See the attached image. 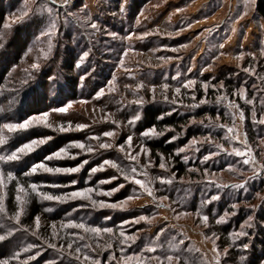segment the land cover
Masks as SVG:
<instances>
[{
	"label": "rangeland",
	"instance_id": "1",
	"mask_svg": "<svg viewBox=\"0 0 264 264\" xmlns=\"http://www.w3.org/2000/svg\"><path fill=\"white\" fill-rule=\"evenodd\" d=\"M256 2L68 0L67 4H62V0H56L53 4L51 0H0V99L3 100L0 117H4L1 135L6 137L5 143L0 145V155L10 154L11 150L33 138L51 137L34 152L23 156L20 162L0 161V170L5 172L4 207L7 190L14 182V179H7V171H24L23 161L39 162L72 141H82L86 146L91 144L95 151L88 153L68 147L67 151L75 156L74 159L68 156L54 158L48 164L50 167H75L88 160L78 173H37L26 176L29 182L41 185L40 191L53 195L93 187L97 192L92 193V199L108 203L124 201L129 195L134 197L127 202L126 208H100L80 207L90 205L88 200L57 202L37 196L49 216H39L37 228L35 221L30 225L22 224V217H29L27 211L33 194L30 190L27 196L21 193L27 203L20 223L13 221L39 242L28 251L22 248L20 258L12 259L7 256L22 243L7 236L6 240L0 241V260H8L9 264H40L41 261L42 264H94V261L98 264H137L138 259H142L143 264H168L166 256L172 255V264H216L215 257L219 254L220 264H225L224 250L227 249L226 264L243 263L245 256L235 257L229 249L247 250L242 247L245 243L251 249L260 226H264V221L257 220V214L264 209V190L258 191L260 184H264V143H261L264 141V124L255 122L252 116L255 111L256 121L264 118V21L255 14ZM48 7L53 8V13L47 12ZM53 15L56 30L49 36L46 33ZM92 24L97 27L93 28ZM143 33L148 35L142 36ZM70 52H74L75 57V69L72 70L67 68ZM85 52L87 56L83 55ZM241 53L243 57L238 59ZM161 56L173 59L161 61ZM15 62L18 63L15 65ZM33 64L38 67H32ZM245 68L250 71L245 72ZM225 78H230L232 84L228 85ZM188 79L195 83L185 88L182 84ZM41 83L42 87H39ZM68 84L74 89L70 90ZM164 84L168 85L167 89L163 88ZM204 84L208 85L206 91ZM153 87L155 92L151 91ZM177 87H180L179 93L175 91ZM240 88L245 90L244 99L237 91ZM100 89L104 90V95L98 96ZM201 92L203 97L199 98ZM218 96L226 99L217 101ZM137 99H142V103H135ZM247 99H253V103L247 104ZM201 100L205 103L201 104ZM153 102L172 109V112L196 114L206 109L219 114L218 120L217 115L211 114L190 120V124L204 130V135L196 137L202 142L181 152L182 157H189L184 161L193 164L188 175L177 177L171 161L165 158L166 168L160 169L150 152L145 156L140 150L142 145L146 147V139L162 137H144L143 131H139L138 122L144 107ZM230 102L238 107L229 108ZM69 103L71 106L66 112L55 110ZM240 110L244 113L242 120ZM44 113L48 114L46 119L51 128L43 124L15 132L3 128L4 123H18ZM134 116L139 119L129 124ZM247 117L257 133L252 142L246 130ZM210 120L213 126L207 127ZM77 124L87 127L76 129ZM221 124L234 126L239 139H226L229 135L226 127L215 126ZM61 126L69 130L61 132L58 130ZM105 131H113L114 136H103ZM128 135L132 136L130 148L125 143ZM181 135L185 137L182 132H176L174 140L178 141ZM93 136L99 139L90 140ZM209 136L211 143L206 139ZM105 142L113 147L100 149L98 145ZM122 143L124 152L118 148ZM216 144H222L227 151H220ZM234 147L245 151L246 155L240 157L231 153ZM129 153H139L137 160L127 159ZM205 156L209 159L204 160ZM105 159L115 160L126 174L135 167L137 179L151 182L152 195L132 181H125L110 165L90 173L92 167L102 164ZM148 159L152 163L145 167ZM244 159L249 163H243ZM161 175L171 177L173 182L161 184L157 178ZM111 176L117 178L110 183H99ZM60 177L66 181L59 182ZM73 179L77 180L75 185L69 183ZM118 184H124V187L111 196L97 194L100 189L108 191ZM213 195H218L219 199L211 201ZM141 215L151 219L132 222ZM202 215L208 216L207 226ZM222 215L224 220L216 223ZM249 216H252L251 221H248ZM69 220L89 227L112 228L113 232L97 235L62 226ZM246 222L252 226L248 227ZM7 226L5 224L1 229L0 235H7V230L14 228ZM227 227L230 247L225 246L221 236V228ZM161 228L165 229L163 233H160ZM121 230L128 236L135 235L136 239L121 243L124 239L120 236ZM241 231L248 235H235ZM69 243L71 249L67 247ZM50 244H55L56 248L49 247ZM109 244L112 246L108 247ZM77 247L81 249L79 253L75 252ZM147 247H154L155 251L148 252ZM36 252L40 254L37 256ZM29 256L35 258L29 260Z\"/></svg>",
	"mask_w": 264,
	"mask_h": 264
},
{
	"label": "snow or ice",
	"instance_id": "2",
	"mask_svg": "<svg viewBox=\"0 0 264 264\" xmlns=\"http://www.w3.org/2000/svg\"><path fill=\"white\" fill-rule=\"evenodd\" d=\"M51 2L53 4H55L56 0H51ZM67 2H68V0H62V4H67ZM37 7L39 8L40 5L38 4ZM120 10H121V12L123 11V3L120 6ZM177 11H180V9H177ZM47 12L48 13H53V8L48 7L47 8ZM49 19H50V23H49L48 31H47L46 34L51 36L52 34H54V32L56 30V19H55L54 15L51 16ZM138 22L139 21H137V23ZM91 26L93 28L97 27L96 24H92ZM188 27H191V25L189 24ZM205 31H207V30H205ZM111 35H115V33H111ZM143 35H148V33H143L142 36ZM169 35H171V34H169ZM220 47L223 48V44H221ZM173 51H176V49H173ZM221 54L223 55V53H221ZM83 55L87 56V52H85ZM253 56H254V54H253ZM242 57H243V54L241 53L240 56H238L237 58L240 59ZM159 59L161 61H165L166 59L167 60H171V59H173V57L165 58V57L161 56V57H159ZM175 59H180V57H175ZM32 67L36 68V67H38V65L37 64H33ZM190 70L191 69H189V71ZM244 71L248 72V71H250V69L249 68H245ZM177 75H179V73H177ZM81 79H83V78L81 77ZM194 83H195L194 80L188 79V80L183 82L182 86L187 88L189 86H192ZM109 87H110V90H112L111 89V85ZM137 87H142V85H137ZM203 87H204V89L206 91L208 85L204 84ZM220 87H224V85L220 84ZM163 88L167 89L168 85L164 84ZM151 91L155 92V87H153L151 89ZM175 91H176V93H179L180 92V87H177L175 89ZM237 91L239 92L241 98L244 99L245 98V90L243 88H240V89H237ZM97 95L98 96L104 95V90L103 89L98 90ZM164 99L167 100L168 99L167 96H165ZM221 99H226V97H220V96L217 97V101H220ZM253 99H247L246 103L247 104H252L253 103ZM135 103H137V104L142 103V99H137L135 101ZM173 103H175V101H173ZM200 103L203 104V103H205V101L201 100ZM262 103H264V101H262ZM70 106L71 105L69 103L67 106H62V107L57 108L55 110L58 111V112H66L67 108L70 107ZM228 107L232 108V107H238V106L234 102H230ZM170 114H171L170 112L166 113V115H170ZM47 115H48L47 113H44L41 116H32V117H29L28 119H25V120H23L21 122H18V123H4L3 124V128L7 129L9 132L27 130L28 128L33 127V126L38 125V124H43L45 127L51 128L52 125L47 123V119H46ZM231 115H232V119L235 120V115L236 114L233 113ZM252 116H253V120L255 122H258L260 124H264V118H262V119H260L258 121L255 120V117H256L255 111H253ZM239 117H240L241 120L244 119L243 110L239 111ZM162 118H163L162 116L158 117V119H162ZM106 119H111V117H106ZM136 119H139V116H134L133 120L129 121L128 123L132 124V123H134V121ZM218 119H219V114L217 115V120ZM113 122L116 123L117 125L119 124L118 121H113ZM201 123H203V122L201 121ZM212 126H213V124H212V122L210 120L209 121V125H207V127H212ZM215 126L226 127V131L229 134V135L226 136V139H228V140H238L239 139V134L235 131V127L234 126L233 127H227L226 125H222V124L221 125H215ZM85 127H87V125H85V124H77L76 125V129H84ZM69 128H71V124L70 123H69ZM69 128H65V127L61 126L58 130L63 132V131L69 130ZM167 130L168 129L165 128V131H167ZM142 135L144 137L160 136V135H163V132H157L155 126H152V127L147 128L146 130H144ZM103 136L113 137L114 136V132L113 131H105V132H103ZM50 139H51V137L33 138V139L29 140L28 142L23 143L20 146L16 147L14 150H11L10 154L6 153L4 155H0V161H3V162H20L22 160L23 156H26L27 154L34 152L38 147H40L41 145L45 144L47 142V140H50ZM89 139L90 140L91 139H97L98 140L99 137L93 136V137H89ZM172 139H176V137L173 136ZM206 139H207V142H209V143L212 142L211 139H210V136H209V138H206ZM5 140H6V137L0 135V145H3L5 143ZM199 142H202V141H197V139L195 137H193L188 142V144L185 145L184 148L177 149V154H179L181 152H184L185 148L194 146V145H196ZM125 143L128 144L129 148L131 147V143H132V136L131 135H128L126 137ZM261 143H264V141H261ZM68 147H76V148H79V149H81V150H83L85 152H88V153H92V152L95 151V149L92 147L91 144H88L86 146L85 143L82 142V141H72V142H70L69 145H67L65 147H61L57 151L51 152L48 155L44 156L39 162L23 161L25 170L22 171L21 174L24 175V176H30V175L37 174V173H49V174L78 173L81 170V168H83L84 165L88 163V160H83L81 163H79L75 167H50L49 164H48V161H51L54 158L55 159H63L64 157L68 156V157L74 159L75 156H73L70 153H68V151H67ZM98 147L100 149H110V148L113 147V144L105 142V143H100L98 145ZM118 148H119L120 152H124V144L123 143L120 144L118 146ZM216 148L219 149L220 151H227L226 149H224L222 144H216ZM140 150H141V152H143L145 154V156H148V154L150 152V150L147 149L146 147H144L143 145L141 146ZM196 150L198 151V149H196ZM248 151H251V149H248ZM231 153H234L235 155L240 156V157H244L246 155L245 151H241L240 148H235V147L231 149ZM215 154H217V153H211L210 155H215ZM138 155H139V153H137V155H131L129 153L128 156H127V159H129L131 161H136ZM160 159H161V163L158 165V167L160 169H165L166 165L163 162L164 158H163L162 154L160 156ZM182 159L187 161L189 159V157L187 155H185V156L182 157ZM203 159L207 160V159H209V156H205ZM151 163H152L151 159H148L146 161L145 167L150 166ZM243 163L248 164L249 163L248 159H244ZM105 165H110L112 168L117 169V171L120 173V175L124 177L125 181H132L135 185H138L140 187V189H142L144 191H147L149 196L152 195V188L150 187V183L151 182L150 181L146 182L144 179H137L136 178V168L135 167H132L130 169V173L126 174L124 169L121 168L116 163L115 160H113V159H105V160H103L102 164L98 165L97 167H92L89 171H90V173H95L98 170H103ZM193 170L194 171H199V169H193ZM144 175L146 176L147 173L145 172ZM205 175H207V170H205ZM6 176H7L8 180L16 179V177H14V175H13V171H11V170L6 172ZM173 176H174V174H173ZM4 177H5V172L3 170H0V213L4 214L2 217H0V219H3L5 221H7V220H15L17 224L20 223V217H21V215L24 212V205L27 203V201L25 200L24 196L28 195V190L29 189H30L31 193H35L42 200L66 202L67 200L80 199V200H88V201H90V205H80V207H88V206L95 207V206H99L100 208H105V207L126 208L127 207V202L131 201L134 198L133 195H129V196H127V198L124 201H119L117 203H108V202H106L104 200H95V199H92V193L97 192V189L93 188V187H83V188H80V189H78L76 191H72V192H69V193H62V194H59V195H53V194L48 193V192L40 191L41 185H39L37 183H34V182L30 183L28 185V189H25L24 186L22 184H20L19 181L17 180V183L15 185L16 195L14 197L15 201L17 202V207H16L14 215L8 216L6 211H5V207H4V192H3V189L5 187ZM116 178H117L116 176H111L108 180L100 181L99 183H110L111 180H115ZM157 178L159 179L161 184H171L173 182V179L171 177H167V176L161 175V176H159ZM89 179H91V176H89ZM181 180H182V178H181ZM69 183L72 184V185H75L77 183V180L73 179ZM51 186L52 187H57L58 185H51ZM122 187H124V184H118L116 187H113V188L109 189L108 191H104L103 189H100L97 194H103L105 196H111L113 193L119 191V189L122 188ZM223 187H226V186H223ZM233 187H237V186L233 185ZM239 187H243V185H239ZM21 193H24V196H22ZM161 199H167V197H162ZM217 199H219L218 195H213V196L210 197L211 201H215ZM158 207H159V205H158ZM233 207H236V205H233ZM184 214H188V213H184ZM197 215H201V213L197 212ZM225 215H228V213H225ZM224 218L225 217L223 215L220 216L216 220V223L222 222L224 220ZM150 219L151 218L149 216L141 215L139 217H135L132 222L139 223L140 221H149ZM251 220H252V216H249L248 217V221H251ZM34 221H35V226L37 228H39V226H40V217L39 216L34 217ZM202 221L205 223V226H207L208 216L207 215H202ZM127 222L128 221H125V223H127ZM62 226L84 229L85 231H90V232H93V233H95L97 235H99L101 232H104V233H112L113 232L112 228H107V227L106 228L89 227V226L85 225L84 223H76L73 220H69L66 225H62ZM247 226L251 227L252 225L250 223H247ZM4 227H5L4 224H0V229H4ZM55 227L56 226L53 224L52 228L54 230H55ZM12 231H13V229H8L7 230V235H0V241L6 240L7 236H10ZM164 231H165L164 228L160 229V233H163ZM33 235H35V233H33ZM235 235L247 236L248 233L244 232V231H241L240 233L235 234ZM120 236L124 238L123 240H121V243H125V242H127L129 240H135L136 239L135 235L128 236V235L125 234V232L123 230L120 231ZM80 239H83V237H80ZM107 246L111 247L112 245L109 244ZM33 247H36V245H29L28 248L23 249V250L24 251H28L30 248H33ZM49 247L55 249L56 245L55 244H50ZM67 247L69 249H71L72 248V244L69 243L67 245ZM242 247L244 249H248L249 245L247 243H245V244L242 245ZM80 251H81V249L79 247H77L75 249V252H77V253H79ZM122 251H123V249H122ZM146 251L154 252L155 248L154 247H147ZM213 251L216 252L217 250L214 248ZM39 254H40L39 252H36L35 255L38 256ZM18 258H19V253L14 254V256L12 257V259H18ZM34 258H35L34 256H29L27 259L31 260V259H34ZM224 258H225V264H226V262H227V249L224 250ZM77 259H79V257H77ZM128 259L130 260L132 258L128 257ZM149 259H151V258H149ZM176 259L179 260L180 257L177 256ZM215 259H216V264H220V255L219 254L216 255ZM166 260L168 261V264H172L173 256L172 255L166 256ZM0 264H9V261L8 260H0ZM94 264H98V262L94 261ZM137 264H143V260L142 259H138ZM261 264H264V261H261Z\"/></svg>",
	"mask_w": 264,
	"mask_h": 264
},
{
	"label": "trees",
	"instance_id": "3",
	"mask_svg": "<svg viewBox=\"0 0 264 264\" xmlns=\"http://www.w3.org/2000/svg\"><path fill=\"white\" fill-rule=\"evenodd\" d=\"M255 14L264 21V0H257L256 7H255ZM24 43H27L26 40ZM70 60L67 62V68L72 70L75 69L74 65V52H70ZM18 63V62H17ZM15 62V65L17 64ZM227 84H232V80L230 78H225ZM39 87H42V83L38 85ZM68 88L70 90L74 89V86L70 87L68 84ZM203 97V94L201 92L200 97ZM3 100L0 99V106L2 105ZM23 108V106H21ZM171 113L170 115H166V113ZM205 114H211L213 116H216L215 110H202L196 114L194 113H181L179 111H173L172 109L165 108L162 105L158 103H150L147 104L144 107L142 117L139 119L138 126L139 131H144L149 127L155 126L157 132H163L164 135L162 137L157 138H149L145 140L146 147L150 150V157L154 161L155 165L158 166L161 163L160 156L163 155V158L166 160H170V165L172 166V171L175 172V175L177 177H182L189 174V168L193 166L192 163H186L181 156V153L177 154V149L184 146L190 139L193 137H199L204 135V130L202 128L197 127L196 125L190 124V120L192 118H201ZM163 117L162 119H158V117ZM3 118L0 117V135H1V128L3 123ZM165 128L168 129V131H165ZM170 129V131H169ZM246 130L248 133V138L252 142L257 136L255 125L252 124L250 121V118L247 117V124H246ZM176 132H182V134H185V137L180 136L178 141H175L172 139L173 136L176 135ZM199 165V164H197ZM14 177V182H12V185L9 186L7 190V195L5 199V211L8 216H12L15 213L17 202L15 201L14 197L16 195L15 191V185L17 183V180L20 184H22L24 187H28L30 184L28 177L22 175V171L19 169L12 170ZM59 182L64 183L66 180L63 178H59ZM30 190V189H29ZM257 190V189H256ZM264 190V184H260L258 187V191ZM32 201L30 202L28 206V215L29 217L23 216L22 218V224L24 225H30L34 221V217L36 216H48V213L44 211V209L41 207L40 202L38 201L37 195L35 193H32ZM11 213V214H10ZM4 214L0 213V217H2ZM257 220L260 222L264 221V209L257 214ZM49 217V216H48ZM50 219V218H49ZM0 224H8L7 228L11 226L14 227L13 233L11 234L12 239L17 240L18 242H21L20 246L16 247L15 252L11 255L7 256L9 258L13 257L14 254L19 253L21 249H25L26 246L37 244L39 241H35V239L32 237V235L23 230H21L20 227L16 226L17 224L13 220H3L0 219ZM20 226V225H19ZM221 232L223 236V239L225 240V246L230 247V238L228 236L229 228H221ZM15 230V231H14ZM1 231V229H0ZM32 233V232H31ZM40 244V243H38ZM232 252V255L237 256H245V259L242 261V264H261V261H264V226L261 225L260 229L257 232V236L255 238V242L252 244L251 249H247L244 251H240L236 248L229 249ZM20 258V256H19ZM40 264L43 263V261L39 262ZM29 264V263H26Z\"/></svg>",
	"mask_w": 264,
	"mask_h": 264
}]
</instances>
